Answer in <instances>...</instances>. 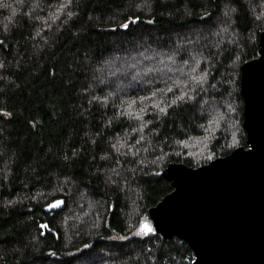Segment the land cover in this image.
<instances>
[{
    "label": "trees",
    "instance_id": "trees-1",
    "mask_svg": "<svg viewBox=\"0 0 264 264\" xmlns=\"http://www.w3.org/2000/svg\"><path fill=\"white\" fill-rule=\"evenodd\" d=\"M262 32L264 0H0V264H191L141 224L244 146Z\"/></svg>",
    "mask_w": 264,
    "mask_h": 264
},
{
    "label": "water",
    "instance_id": "water-1",
    "mask_svg": "<svg viewBox=\"0 0 264 264\" xmlns=\"http://www.w3.org/2000/svg\"><path fill=\"white\" fill-rule=\"evenodd\" d=\"M240 72L244 146L198 168L168 164L162 176L173 190L141 224L143 233L185 242L191 264H264V32Z\"/></svg>",
    "mask_w": 264,
    "mask_h": 264
},
{
    "label": "snow or ice",
    "instance_id": "snow-or-ice-1",
    "mask_svg": "<svg viewBox=\"0 0 264 264\" xmlns=\"http://www.w3.org/2000/svg\"><path fill=\"white\" fill-rule=\"evenodd\" d=\"M121 27L127 29V28H129V24L128 23H124V24L121 25ZM57 206H59V205L57 204Z\"/></svg>",
    "mask_w": 264,
    "mask_h": 264
}]
</instances>
